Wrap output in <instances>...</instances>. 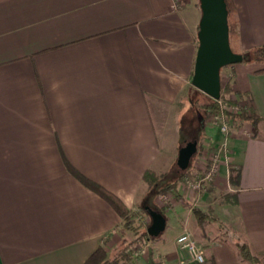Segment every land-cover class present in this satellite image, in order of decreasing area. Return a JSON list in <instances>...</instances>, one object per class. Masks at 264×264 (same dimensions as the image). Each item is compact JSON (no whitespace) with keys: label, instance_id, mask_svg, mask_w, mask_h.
Here are the masks:
<instances>
[{"label":"crops","instance_id":"crops-1","mask_svg":"<svg viewBox=\"0 0 264 264\" xmlns=\"http://www.w3.org/2000/svg\"><path fill=\"white\" fill-rule=\"evenodd\" d=\"M233 2L240 51L263 47L264 0ZM201 17L198 0H0V264H85L115 239L121 217L69 166L131 210L148 171L170 172L175 142L164 157L154 116L192 86ZM231 68L235 94H250L263 121L235 127L231 163L200 192L178 191L264 264V67ZM207 136L215 149L225 138L212 127ZM230 194L236 202L222 203ZM170 200V234L133 264H195L176 239L197 220ZM203 240L207 264H250L229 237Z\"/></svg>","mask_w":264,"mask_h":264},{"label":"trees","instance_id":"trees-1","mask_svg":"<svg viewBox=\"0 0 264 264\" xmlns=\"http://www.w3.org/2000/svg\"><path fill=\"white\" fill-rule=\"evenodd\" d=\"M227 3V9L229 12V29H230V44L231 48L235 53L242 54L244 56V62L243 63H249V62H263L264 61V46L260 47L258 49H255L251 52L244 53L240 51L239 48V33H238V18H237V12L236 7L233 2V0H226ZM200 5V4H199ZM258 74H263L264 69H261L257 72ZM197 90V89H195ZM197 92H199L197 90ZM200 93V92H199ZM236 95L238 96V100H233L231 98H228L229 95ZM251 95L250 94H235L233 84L229 83L227 86L223 83L222 78V101H225L226 104H229L230 106H240V102L244 99H248L249 106L240 107L239 112H227L226 116L228 119L234 123L236 127H240L244 124H250L254 128V130L257 131L259 124L263 121V119L257 114L254 107L250 104L251 101ZM209 102L206 103L204 108L206 109L207 116H212L220 111L221 106L219 105V101H215L209 97ZM192 106V101H190ZM204 119L199 120V126L196 127L194 121H190L186 131L189 133V135H193L194 133H201L204 130ZM196 133V134H197ZM199 137V135H198ZM198 140V138H197ZM183 141H186V138L183 136ZM177 166V164H176ZM70 172L74 175L75 178H77L82 184L85 185L86 188L90 189L94 193L100 195L104 200H106L119 214V216L122 219V225L120 227L121 232L123 233H130L132 236V239H127L123 237L121 239L122 244L124 247L122 249H118L113 253H110L106 246L109 243V240L111 237H108L102 242V245L100 248L86 261L85 264H133L134 261V246L138 244H142L148 241H151L152 238L148 235L147 229L148 226H142L141 223L138 222L137 215L129 209L117 196L106 190L103 186L89 180L85 176H83L81 173L74 170L71 166H69ZM179 174L177 176H172L170 173H167L162 176H158L153 171H148L144 177L143 181L148 185L149 192L148 195L145 198L143 206H150L152 209L159 211L165 215V210L159 208L156 203L155 199L159 196L165 195V194H173L177 201L183 202V197L178 191V186L181 182H183L187 176V172H182L178 168ZM234 170L231 172L230 181L234 186L239 185V173L235 175ZM232 195H226L223 198L224 204L229 203H235V200H232ZM188 205V204H185ZM193 214L200 226L205 224L208 218V213L203 211L200 208H193L192 209ZM142 214H147L146 210L142 207L141 209ZM148 215V214H147ZM232 242H234V245L239 251V254L241 258L250 263V264H260L261 261L258 257H256L253 252L251 251L250 247L245 244L244 242L240 241L238 238L234 237L231 238Z\"/></svg>","mask_w":264,"mask_h":264},{"label":"rangeland","instance_id":"rangeland-1","mask_svg":"<svg viewBox=\"0 0 264 264\" xmlns=\"http://www.w3.org/2000/svg\"><path fill=\"white\" fill-rule=\"evenodd\" d=\"M198 4H199V0H198ZM245 64H250L253 66L256 65L257 67H264V61L257 62V63L249 62ZM231 67L232 66L227 67L222 70V78H223V83L225 86H227L229 83H231V85L234 83L235 76H234L233 69ZM195 89L196 88H194L192 85L190 89H188V91L182 96L178 106H176L175 108L166 106L164 110H162L160 113L162 116L160 114L159 116L155 115L154 119H155L156 129L158 130V135L161 138L162 144L164 146V154H163L164 157L167 156V153H168L167 150H169L175 142V159L173 161L172 168L170 169L171 175L169 176V178L172 176H177V174H179L178 166H176L177 164L176 161L178 159L180 148L185 146L189 142H193L197 140L198 138V153L194 157L192 164L190 168L188 169L189 173H188L187 178L183 182H181L185 184L191 192H193L194 194L195 193L197 194L198 192L202 190L205 184H203L202 187L199 189V188H194L192 183L195 182L196 180H201V178L206 175V171L211 165V160H212L211 158L215 157V155L218 153V151L214 147L212 148L211 144L209 143L210 139L207 136V130H210L211 127L214 129L220 130V126L222 125V123H225V124L227 123L228 128H229V135H230L236 126L234 125V123H232L228 119V117L226 116V113L229 111L234 112V113L239 112L240 107L242 108L245 106H249V101L248 99H244L243 101L240 102V106L238 105L236 107V106H230L229 104H226L225 101H222L220 99L222 101V104L219 103V105L221 106L220 111L209 117L207 116L206 109L204 108L206 103L209 102L208 100L209 97L200 91H199L200 93L197 92V90ZM228 98H231L233 100L234 99L238 100L236 98V95H233V94L229 95ZM190 101H192L193 104L195 105L192 106ZM222 111H224V113H222ZM221 115H224L223 121L220 118L222 117ZM200 119H204V122H205L203 132H201L200 134L196 132L197 134L194 133L193 135H189V133L186 131V128L189 122L194 121L195 126L198 127ZM177 122H179L178 128H177V124H178ZM183 136L186 138V141H183ZM220 164H218V167ZM217 173L218 172L215 173V176ZM235 175H237V173H235ZM215 176L213 180L215 179ZM197 177H201V178L197 179ZM148 192L142 198V200H140L138 208H136V210H132L137 215V217H139L138 222L141 223L143 227L148 226V225L150 226L151 224V219L149 215L142 214L141 212L142 207L143 208L146 207V206L144 207L143 204H144L146 196L148 195ZM224 197H222L221 200H223ZM158 198L160 199V202L163 205V208L161 209H170L171 203H172L170 202L172 201L170 199H176L173 194H165V195L159 196ZM156 199H155V202H156ZM178 202H180L186 208L191 209V210L193 208H198L196 204L191 203L186 199H183V202L182 201H178ZM185 204H188V205H185ZM207 213H208V218L205 224L200 226L197 222V229L196 231H194L193 234L192 232H189V231H186L184 234L191 235V237L197 242L198 245L205 244V240H203L205 236L209 237V241L212 240L213 238L220 239L221 236L229 237L230 239L235 237V235L230 232L229 228H227L223 223H221L216 218L213 211H207ZM208 224H210V226H207ZM218 233H221L222 235H218ZM169 234H170V230L163 233L161 237H159L158 239H152L151 241L134 246V255L136 253L145 252L144 255H148V257L152 256L153 252L156 251L155 243L157 241H161L163 238H165ZM184 234H181V235H184ZM123 237L129 240L132 239V236L130 233H123L121 232V229L118 230L117 234L114 237L115 239L109 240V243L106 246V248L108 249L110 253H113L116 250L122 249L124 247V245L121 242V239ZM177 239H176V244H177ZM200 248L203 250L202 247ZM203 253H204V250H203ZM160 261L162 260L159 259L157 263Z\"/></svg>","mask_w":264,"mask_h":264},{"label":"water","instance_id":"water-1","mask_svg":"<svg viewBox=\"0 0 264 264\" xmlns=\"http://www.w3.org/2000/svg\"><path fill=\"white\" fill-rule=\"evenodd\" d=\"M199 4L202 17L192 85L211 99L219 101L222 98V70L242 64L244 56L231 48L226 0H199ZM197 153L198 140L181 147L177 159L178 168L187 172ZM144 209L151 219L148 235L152 239H158L167 229V218L149 206Z\"/></svg>","mask_w":264,"mask_h":264},{"label":"built area","instance_id":"built-area-1","mask_svg":"<svg viewBox=\"0 0 264 264\" xmlns=\"http://www.w3.org/2000/svg\"><path fill=\"white\" fill-rule=\"evenodd\" d=\"M219 103L222 104V101L219 100ZM224 113V111H222ZM220 117L222 121L224 120V115H221ZM220 131L223 133L225 136L223 143L220 145L218 149V153L215 155V157L211 158V165L206 171V175L204 177H197V179L201 180H196L193 182V187L194 188H201L203 184L205 183H210L213 181V178L215 176V173L218 171L219 167L218 164L225 162L226 164L231 163V157H232V150L230 148L229 144V128L227 123H222L220 126ZM221 165V164H220ZM219 165V166H220ZM191 184V185H192ZM177 245L182 249L187 251L193 262L195 264H207V260L205 257V254L203 253V250L199 247L197 242L191 237L189 234H184L178 237L177 239ZM144 253V252H141ZM141 253H136L135 256L140 255Z\"/></svg>","mask_w":264,"mask_h":264}]
</instances>
